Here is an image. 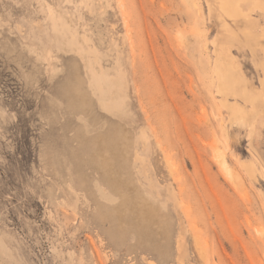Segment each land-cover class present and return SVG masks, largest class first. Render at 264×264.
Listing matches in <instances>:
<instances>
[{"label": "rangeland", "instance_id": "374dc122", "mask_svg": "<svg viewBox=\"0 0 264 264\" xmlns=\"http://www.w3.org/2000/svg\"><path fill=\"white\" fill-rule=\"evenodd\" d=\"M249 1L0 0V264H264Z\"/></svg>", "mask_w": 264, "mask_h": 264}, {"label": "bare ground", "instance_id": "6f19581e", "mask_svg": "<svg viewBox=\"0 0 264 264\" xmlns=\"http://www.w3.org/2000/svg\"><path fill=\"white\" fill-rule=\"evenodd\" d=\"M210 1H212L213 3H215V5H216V7H217V9H218V12H219V16H220V22L222 23V28H221V30H222V40L220 41L221 42V49H222V52H223V54L224 55H226L228 52H229V43H231L232 41H237L238 40V38H237V35L238 34H236L234 31H232V29L229 27V25H227L226 23H225V19L228 17V18H236L237 16H238V10H237V8H235L234 7V5H238V4H240V3H243L245 0H210ZM249 1V0H248ZM251 1V0H250ZM250 1H249V3H250ZM264 1V0H263ZM254 2H255V5L259 8V9H263V7L261 6V3L258 1V0H254ZM262 2V1H261ZM207 3V2H206ZM262 4H263V2H262ZM207 6H209V5H207ZM234 7V8H233ZM209 9H210V7H209ZM211 10H212V7H211ZM210 10V11H211ZM250 11V10H249ZM260 11V10H259ZM262 11V10H261ZM264 12V11H263ZM210 13V12H209ZM258 16V15H257ZM226 17V18H225ZM243 19V18H242ZM215 20V19H214ZM255 20V19H254ZM236 21V20H235ZM239 21V20H238ZM242 21V20H241ZM255 21H258V20H255ZM240 22V21H239ZM243 23V22H242ZM253 24V23H252ZM256 24V23H255ZM216 25V24H215ZM240 25H242L241 23H240ZM239 26V25H238ZM243 26V25H242ZM252 26V25H251ZM260 26V25H259ZM249 27V26H248ZM253 27V26H252ZM251 27V28H252ZM242 29V28H241ZM263 29V28H262ZM244 32V34H245V37L247 38V39H250V40H254V42H255V44H257V45H260V43L262 42V40L264 39V30H263V32H260L259 33V35H257V36H253L248 30H244L243 31ZM244 34H243V36H244ZM241 36V35H240ZM218 38V37H217ZM244 38V37H243ZM241 39H242V37H241ZM217 44V43H216ZM215 44V45H216ZM245 44V43H244ZM232 45V44H231ZM220 46V45H219ZM249 51H250V49H248ZM230 54V53H229ZM228 54V55H229ZM217 56V55H216ZM217 57H219V56H217ZM229 57H231V55L229 56ZM232 58V57H231ZM230 58V59H231ZM220 59V58H219ZM222 60V59H221ZM215 61H217V60H215ZM223 61V60H222ZM222 61H221V63H222ZM217 63V62H216ZM223 63H226V62H223ZM231 64V63H230ZM217 65V64H216ZM228 65V64H227ZM229 67H230V65H229ZM217 70H219V69H217ZM230 70H233V69H231V67H230ZM239 70V69H238ZM224 73H223V82H224V85H225V89H231L232 87H233V89L235 90V88H236V86L237 85H242V86H244V89H243V95H242V99L246 102V103H251V104H253L254 102H256L257 100H258V98H259V95H256L253 91H251L250 90V88L249 87H247V84H246V81L243 79V78H241L240 77V79L239 78H237V79H232V77H231V72L227 69V68H225L224 69V71H223ZM217 73H220V72H217ZM221 74V73H220ZM238 74V73H237ZM219 76V75H218ZM218 78V77H217ZM218 80V79H217ZM219 81H220V79H219ZM260 83V82H259ZM220 84V83H219ZM219 86V85H218ZM238 87V86H237ZM262 87V86H261ZM222 88V87H221ZM261 89V88H260ZM237 90V89H236ZM238 91V90H237ZM238 93V92H237ZM262 93V92H261ZM264 93V92H263ZM262 93V94H263ZM223 95H225V94H223ZM227 95V94H226ZM234 95V94H233ZM237 96V95H236ZM263 96V95H262ZM232 99H234V98H232ZM239 99H240V97H239ZM242 99H241V102H242ZM255 105V104H254ZM258 105V104H257ZM262 105V104H261ZM260 108V107H259ZM263 108V107H262ZM262 108H261V110H262ZM250 110V109H249ZM240 113L243 115V117H242V121H244L245 120V122H247V119H245V116H244V114H245V112H242V110L240 111ZM250 114V113H249ZM254 114V113H253ZM250 115H252V114H250ZM230 117V116H229ZM230 120H232L231 118H230ZM237 120V119H236ZM250 123H252V122H250ZM223 124V123H222ZM217 160H219L220 161V163H221V165H222V167H223V169H225L226 170V172L228 173L229 172V169H228V165H227V163L223 160V157H222V155H218L217 156Z\"/></svg>", "mask_w": 264, "mask_h": 264}]
</instances>
